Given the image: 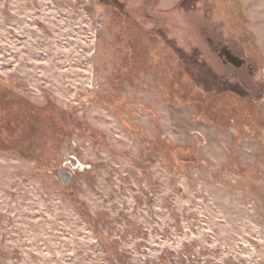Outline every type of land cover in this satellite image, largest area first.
Here are the masks:
<instances>
[{
    "label": "rangeland",
    "instance_id": "obj_1",
    "mask_svg": "<svg viewBox=\"0 0 264 264\" xmlns=\"http://www.w3.org/2000/svg\"><path fill=\"white\" fill-rule=\"evenodd\" d=\"M0 264H264V0H0Z\"/></svg>",
    "mask_w": 264,
    "mask_h": 264
},
{
    "label": "flooded vegetation",
    "instance_id": "obj_2",
    "mask_svg": "<svg viewBox=\"0 0 264 264\" xmlns=\"http://www.w3.org/2000/svg\"><path fill=\"white\" fill-rule=\"evenodd\" d=\"M206 41H207V44L210 46L211 51H212L213 53L215 52L219 59H222L223 64H225V65H229L230 67H233V68L236 69V70H240V69H242L243 67H246V68H248V70H249V72H250V76L252 75V67H251V64L248 63L244 58H240V57L236 56V55L231 51V49H230L229 47L227 48L225 45H222V44H220V43L212 44V42L210 41V39H207ZM220 50L228 51V52H229L234 58H237L238 60L242 61V63L239 64V63H238V62H239L238 60H237V62H235V64H234V63H231V62H229V61H227V59L224 57V55L220 54V52H219ZM219 55H221V56H219ZM236 64H237V65H236ZM60 171H65V172H67V173L70 175V177H71L70 172H68L67 170H65V169H61ZM64 176L67 177V175H65V174H64Z\"/></svg>",
    "mask_w": 264,
    "mask_h": 264
},
{
    "label": "water",
    "instance_id": "obj_3",
    "mask_svg": "<svg viewBox=\"0 0 264 264\" xmlns=\"http://www.w3.org/2000/svg\"><path fill=\"white\" fill-rule=\"evenodd\" d=\"M219 52H220V54L224 55V57L227 59V61H229L231 63L235 64V62H237V60H238L237 58H234L228 51L220 50ZM219 56H221V55H219ZM238 61H239L238 62L239 64L242 63V61H240V60H238ZM61 173H62V176L65 174L68 177H70V175L65 171H61Z\"/></svg>",
    "mask_w": 264,
    "mask_h": 264
}]
</instances>
